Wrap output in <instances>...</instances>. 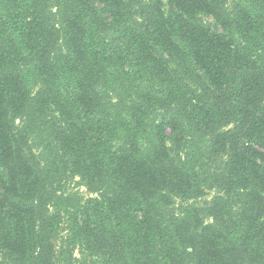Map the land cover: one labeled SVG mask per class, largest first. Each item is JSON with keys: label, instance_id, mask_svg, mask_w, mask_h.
Returning <instances> with one entry per match:
<instances>
[{"label": "trees", "instance_id": "trees-1", "mask_svg": "<svg viewBox=\"0 0 264 264\" xmlns=\"http://www.w3.org/2000/svg\"><path fill=\"white\" fill-rule=\"evenodd\" d=\"M0 264H264V0H0Z\"/></svg>", "mask_w": 264, "mask_h": 264}, {"label": "rangeland", "instance_id": "rangeland-1", "mask_svg": "<svg viewBox=\"0 0 264 264\" xmlns=\"http://www.w3.org/2000/svg\"><path fill=\"white\" fill-rule=\"evenodd\" d=\"M74 255H75V256H78V255H79V253H78L77 250L74 251Z\"/></svg>", "mask_w": 264, "mask_h": 264}]
</instances>
